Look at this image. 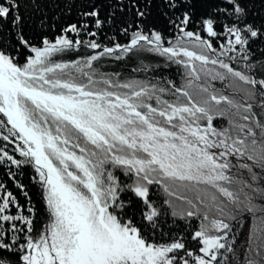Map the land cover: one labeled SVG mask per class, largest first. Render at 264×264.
<instances>
[{"label":"trees","instance_id":"1","mask_svg":"<svg viewBox=\"0 0 264 264\" xmlns=\"http://www.w3.org/2000/svg\"><path fill=\"white\" fill-rule=\"evenodd\" d=\"M0 61L42 100L17 89L27 115L110 174L114 211L147 242L204 250L198 217L181 210L226 219L228 192L264 196V0H0ZM194 134L252 161H228L234 175L219 181L181 172V152L160 141L207 150ZM43 209L35 169L0 117V264L19 259ZM249 213L211 243L213 264H264Z\"/></svg>","mask_w":264,"mask_h":264},{"label":"rangeland","instance_id":"2","mask_svg":"<svg viewBox=\"0 0 264 264\" xmlns=\"http://www.w3.org/2000/svg\"><path fill=\"white\" fill-rule=\"evenodd\" d=\"M3 68H9V69H14L13 67H9L5 62L0 61V75L4 78V81L6 79L5 77V73L3 71ZM15 70V69H14ZM8 73V72H7ZM6 81L9 83V85L11 87H13L14 89H18L20 91H22L26 97H29L30 99L40 102L42 101L38 95H34V93L32 92H27V94L25 93V91L18 85L16 84H12L10 83L7 79ZM1 99V104L2 105V97L0 96ZM49 103L52 104H57L59 101L58 100H52V99H43ZM43 104H45V102H42ZM19 104V103H18ZM20 106V105H19ZM21 108V107H20ZM22 109V108H21ZM22 111H24L22 109ZM24 113L27 115V113L24 111ZM1 120L3 122V118L0 115ZM27 117L31 120V122L35 123L36 125L39 126V128H41L42 130L48 132L43 126H41L40 123H38L37 121L33 120L31 118V116ZM9 131V134H11V136L14 138V145L16 146V148L25 156L26 154L22 152L21 147L16 144L17 143V138L14 136V134L11 131V128L6 127ZM196 132V131H195ZM49 134H51L50 132H48ZM199 134V133H197ZM53 137H55L57 144L59 146H63L64 145L61 143L60 138L56 137L55 135L51 134ZM199 135H195L194 137L200 141V146L201 147H205L207 148V150H203L201 148H187V146L182 145L184 150L179 149L178 147H176V144L178 143L177 139H173V138H169L167 139L169 136L165 135V138L163 136H161L164 140H165V144L163 141H160V143H162L164 146H168L169 149L171 150H175L176 152L179 151L181 152L179 154L178 160V170H182L181 172L184 173H192L194 175H196L197 177H201L203 178H208L210 180H223V179H229L231 177H233L234 173L229 172V170H227V165H228V161L233 162L234 160H238L239 159H246L247 162L252 161L251 159L248 158V155H246V153L244 151H239L238 148L237 149H233L231 147H229L228 149H225L223 147L222 144L218 143V141L214 138H212V136L209 135V137H206L204 135H200V137H198ZM37 136H32V138H34V142L38 143V146L40 147V143H39V139L36 138ZM205 138V140H203ZM190 144V143H189ZM194 147V144H191ZM197 145V144H195ZM207 146V147H206ZM66 148V147H65ZM69 150V149H68ZM70 152L76 153V154H80L85 161V164L87 166V169L90 171L91 175L89 176V178L86 180H88V182L90 184H92L93 186H95L96 190L98 191V195H99V199L103 204H106L107 206V210L109 211L110 214L114 215L115 219L119 222L120 225H126L128 229H136L138 232V237L142 240L145 241L146 246H149L151 244L156 245V246H166V245H173L174 246V251L172 253H169L168 256H165L164 254H155L153 256L154 261L157 264H162L164 263L165 259H171L173 260L174 264H181L182 259L187 260L188 264H198V259H196L198 256H203L205 258V261L199 264H213L214 258L211 256L210 254V250L209 247L212 246L211 243L213 244H217V242L221 239L222 235L225 233L226 229L228 228V220L231 218H233L235 214L239 213V212H243V210L249 211L251 217H253L254 219V228H253V233L257 234V239L260 242V252H262V254H264V201H262L261 199L264 198L263 194L261 192L255 191L253 189H247V193L245 195V198L243 200H241L240 198H238L237 194L234 196L231 192L228 194H226V197H229L231 201V205H232V209L230 208V216L227 215L226 219L223 213H219V214H209V213H205V210L203 212H193L192 210H188V209H184L181 210L182 213H188V215H191L194 213V217H198L199 219V230L197 232V234L202 238V240H204L205 243H207V245H205L206 249L201 250V251H197V252H187L186 254H183L181 256H178L176 254L177 250L179 249V246H177L176 244H173L172 242H167V243H155L153 241L147 242L145 239H143V237H141L139 235V231L136 227L130 225L129 221L122 219L121 217H119L117 215V213L114 211V207H112V189H113V185L110 181V174H108V172H104V169H102L100 166H98L95 162L91 161L90 159L86 158L82 153L79 152H75L73 150H69ZM205 153V154H203ZM190 154V155H189ZM178 155V154H177ZM193 155H195V158H193ZM254 163V162H253ZM243 163H237V165H242ZM260 165V164H259ZM229 167V166H228ZM174 174V173H173ZM187 174V175H188ZM187 175L183 174V176L188 177ZM176 176V175H174ZM180 175H177V177ZM181 177V176H180ZM190 178V177H188ZM186 178V179H188ZM251 179H253V181H256V177L255 175H252L250 177ZM255 178V179H254ZM261 181H263V179L261 178ZM38 182V179H37ZM78 184H76L77 186ZM39 187H40V183H39ZM81 190H83L84 192H86L82 186L79 187ZM132 190L135 193L141 194L144 192V189H142L138 184H135L132 188ZM40 191H41V195H42V200H43V206H44V222L42 223L41 227L33 232L32 234L28 235V237L25 239V243H24V250H22V254L19 257V259L17 261L14 262H7L5 264H22L20 263L21 257L22 255H24V253L26 252V241H28L27 239L29 237H32L34 239V241H32L34 248H33V254L36 255V259L39 258V260H41L40 258H44L45 256L51 259H54V253L57 251V247L59 243H64V249L67 251L69 249L72 248V246L74 245L76 247L77 241L81 239V237L83 236L84 238H94L98 235H100L98 232L101 231L100 229H98L99 227H104V223L103 222L105 219L101 216L99 219L98 218H94L93 219H89V216H86L85 221H83L82 225L85 226L84 228L82 227V229H78L75 228L74 230H72L71 225V231L69 232H61L59 230H64V228H60L61 224L62 226L65 225V221L64 220H60L59 217L57 216L52 224V222L50 223V227L48 228V232L47 233H43V229H44V225L46 224V220H47V216H48V211H47V207L45 204V199L43 197V191L40 187ZM88 195V192H86ZM230 205V206H231ZM89 207V206H88ZM86 209L88 210L89 208L84 207L82 208V211H85L86 213ZM90 210V209H89ZM176 215H178L180 213L179 210L177 211H173ZM218 213V212H217ZM73 216H76L75 213L73 212ZM258 217V218H257ZM127 222L129 223V225H127ZM58 226V227H57ZM106 228V227H104ZM252 228V227H251ZM107 236H105L106 238ZM118 238V241L123 242V240H121V238L119 236H116ZM81 241V240H80ZM85 242H88V240H85ZM257 243V241H256ZM73 246V248H74ZM72 248V249H73ZM153 253V251H151ZM38 256V257H37ZM246 257L248 258V255L246 254ZM245 257V262H250L249 260H247V258ZM263 260V258H262ZM260 260V262L262 261ZM42 261V260H41Z\"/></svg>","mask_w":264,"mask_h":264},{"label":"bare ground","instance_id":"3","mask_svg":"<svg viewBox=\"0 0 264 264\" xmlns=\"http://www.w3.org/2000/svg\"><path fill=\"white\" fill-rule=\"evenodd\" d=\"M0 96L2 97L0 115L3 118V125L11 128L12 133L17 138L16 144L21 147L22 152L25 153L26 156L28 155L26 158L29 159L33 165L38 179V184L40 183V187L43 191V197L48 211L43 233L48 232L50 223L52 222L53 224L57 216H60V220H66L65 225H60V228H64L65 232L71 231V228L72 230L75 228H84L85 226L82 225V222L85 221L84 218H86V216H89V219H93V217L99 219L102 216L105 219L103 221L105 222L103 226L106 228L99 227L98 229L101 231L98 233L100 234V241L103 244L111 241V239L105 238V236L110 237L108 228L124 233L122 229L119 230L118 227H116L119 222L114 218V215L109 213L106 204H103L100 201L98 191L95 186L86 180V178H89L91 173L87 169L84 158L80 154L70 152L67 148H65V146H59L55 137L39 128V126L35 123L31 122L21 108L18 110L15 109V99H17L18 102L17 91L9 85L6 79L5 82L4 80H2V82L0 81ZM32 136H37L36 138L39 139L40 147L36 142H34L35 140ZM76 184L78 185L76 186ZM80 186L88 192V195L79 188ZM84 207H87L90 210L86 209L85 213V211L82 212L79 209ZM73 212L76 216H73ZM129 234L132 235L131 232ZM81 239L85 238L82 236ZM27 240V249L24 255H22L20 263L56 264L55 260H61L57 256L55 260L46 256L43 259L40 258L42 261L39 260V258L36 259V255L33 254L34 245L32 241H34V239L29 237ZM62 246V243L58 244L60 250L63 249ZM124 248L126 249L125 246ZM147 249L153 251V254H151L152 256L142 255L140 254V251H137L139 254H134L136 252L132 249H130L132 253H128V255L132 254L137 260H139V262L142 261L140 264H157L154 261L153 256L159 253L168 256L169 253L174 251V246H156L151 244L147 247ZM101 252L103 253H99L97 255L101 256L104 253L107 255L109 253L114 255L121 251H119L115 245L112 244V247H105V249ZM196 259H198L199 263L205 261L203 256H198ZM84 260L90 261L89 258H85ZM88 263L89 262H87V264ZM162 264L174 263L171 259H165ZM181 264H188V261L182 259Z\"/></svg>","mask_w":264,"mask_h":264},{"label":"water","instance_id":"4","mask_svg":"<svg viewBox=\"0 0 264 264\" xmlns=\"http://www.w3.org/2000/svg\"><path fill=\"white\" fill-rule=\"evenodd\" d=\"M141 41H145V39L134 41L130 45V47H133L139 44ZM1 79L4 80V78L0 75V81L2 82ZM19 108L20 107L18 105L17 99H15V109L18 110ZM79 209L82 211L81 208ZM127 225H129L128 222H127ZM116 227H118L119 230L122 229L123 232L126 234L121 233L117 230L114 231L113 229L108 228L110 237H106V239H111L110 242L103 244L100 241V237H99L100 235H98L94 238L85 237V239H80L81 241L78 240L76 247L73 245L74 248L72 246L73 249L71 248L67 251L64 249V246H62L63 249L61 250L59 247H57V251L54 253V257L56 258L57 256L61 260L58 261V259L55 260L54 258L55 263L56 264H85V263L87 264V262H89L88 264H140L142 263V261L139 262V260H137L136 257L133 256L132 254L128 255V253H132L130 249L136 252L134 254H139L138 252L140 251V254L142 255L152 256L151 254L153 253L151 252V250L147 249L148 246H146L145 241L138 237V232L136 229H128L126 228L127 227L126 225L121 226L119 224H117ZM59 231L65 232V230L64 231L59 230ZM128 231L129 233L131 232L132 235H130ZM116 236H119L121 240H123V242L118 241V238ZM85 240H88V242H85ZM112 244H114L115 247L121 252L116 253L114 255L111 253H109L108 255L106 253H104L101 256L97 255L99 253H103L101 251L104 250L105 247H109V246L112 247ZM124 246L126 247V249L124 248ZM85 258H89L90 261H85L84 260Z\"/></svg>","mask_w":264,"mask_h":264}]
</instances>
